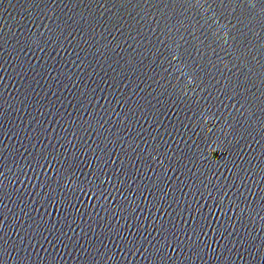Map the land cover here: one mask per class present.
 I'll list each match as a JSON object with an SVG mask.
<instances>
[{
    "label": "water",
    "instance_id": "95a60500",
    "mask_svg": "<svg viewBox=\"0 0 264 264\" xmlns=\"http://www.w3.org/2000/svg\"><path fill=\"white\" fill-rule=\"evenodd\" d=\"M0 264H264V0H0Z\"/></svg>",
    "mask_w": 264,
    "mask_h": 264
}]
</instances>
